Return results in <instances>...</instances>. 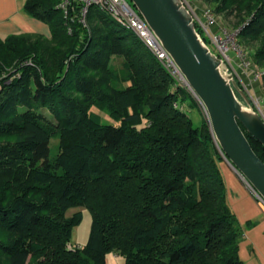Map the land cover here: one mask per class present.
Masks as SVG:
<instances>
[{"label":"trees","instance_id":"1","mask_svg":"<svg viewBox=\"0 0 264 264\" xmlns=\"http://www.w3.org/2000/svg\"><path fill=\"white\" fill-rule=\"evenodd\" d=\"M203 1L237 17L264 82V0ZM60 3L25 4L51 37L0 36V264H107L111 253L124 264H245L252 224L229 202L227 161L208 120L189 114L196 101L108 13L91 11L84 27L80 5L68 18ZM83 209L92 225L79 246Z\"/></svg>","mask_w":264,"mask_h":264},{"label":"water","instance_id":"2","mask_svg":"<svg viewBox=\"0 0 264 264\" xmlns=\"http://www.w3.org/2000/svg\"><path fill=\"white\" fill-rule=\"evenodd\" d=\"M130 1L206 107L213 136L225 160L264 199V161L243 130L264 146V119L250 105L229 66L199 33L188 5L183 0ZM237 93L249 109L243 106Z\"/></svg>","mask_w":264,"mask_h":264},{"label":"built area","instance_id":"3","mask_svg":"<svg viewBox=\"0 0 264 264\" xmlns=\"http://www.w3.org/2000/svg\"><path fill=\"white\" fill-rule=\"evenodd\" d=\"M75 4L80 5V23L84 27H89V16L93 8H97L100 11H105L108 13L112 19L122 28L135 33L138 38L144 43L146 48L152 53V55L165 67V69L174 77L177 81L178 86L186 89L193 99L198 104L201 111L203 110L206 114V118L209 121V115L206 107L202 103L201 99L197 96L195 91L192 89L187 79L177 66L174 59L164 48L163 44L157 38L155 33L152 31L144 17L141 13L130 3L128 0H61L60 9L64 13L65 17L70 16L71 12L75 8ZM194 15L195 23L197 28L200 27L203 34L205 35V40L207 39V44L210 46L212 51L226 63L230 71L237 75L240 79V83L247 89L244 85V80L242 75L237 73V69L244 70L243 74L249 75L247 73L248 68L251 67V63L248 62V53L243 49L241 45L238 44L239 31H229L219 27L220 32H216L214 27L217 23L216 15L208 10L205 13L207 23H202L198 18L192 8H189ZM71 32V30H70ZM231 52L235 53V59L231 56ZM237 59V60H236ZM236 60V62H235ZM238 63V66L236 65ZM256 78H262L263 72H255ZM252 98V97H251ZM256 98V97H255ZM258 112L264 119V99L256 98L254 101ZM211 126V125H210ZM220 150V149H219ZM221 151V150H220ZM222 153V152H221ZM224 156V154L222 153ZM248 189L252 192L254 197L264 205V199L255 190V188L242 176Z\"/></svg>","mask_w":264,"mask_h":264},{"label":"crops","instance_id":"4","mask_svg":"<svg viewBox=\"0 0 264 264\" xmlns=\"http://www.w3.org/2000/svg\"><path fill=\"white\" fill-rule=\"evenodd\" d=\"M24 5L25 0H0V36L5 38L11 34L25 33L51 37L50 27L30 17L23 10ZM206 11L207 7L202 13L194 10L204 24L207 23ZM223 171L228 188L229 202L240 223L242 225L252 224L246 230L240 256L245 264H264V205L254 197L245 181L228 161L223 164ZM73 237L74 239L79 237V231L76 229ZM86 239L87 235H84V239L78 241V245L84 246ZM107 264H124V258L118 253H111L107 256Z\"/></svg>","mask_w":264,"mask_h":264},{"label":"rangeland","instance_id":"5","mask_svg":"<svg viewBox=\"0 0 264 264\" xmlns=\"http://www.w3.org/2000/svg\"><path fill=\"white\" fill-rule=\"evenodd\" d=\"M128 1L131 3L130 0H128ZM183 1L188 5V8H192V9L196 10V12H198V13H202L204 8L207 7V5L205 4V2L203 0H183ZM26 2H27V0H25V4H26ZM96 9L97 8H93L92 13L96 12ZM23 10L25 11V5L23 7ZM216 18H217V23H216L215 28H214V30L216 32H220L219 27H221L223 29H227L229 31L237 30L234 27V25L238 21L236 16L233 15V16L228 17V18H223L222 16L217 15ZM42 23H44V22H42ZM89 25H90V23H89ZM115 27L117 30H120L122 33H126V34L130 33L127 30L122 31V28L120 26L115 25ZM197 29H198V31L201 30L200 27H198ZM199 33L201 35L203 34L202 31H199ZM202 37L205 38V35H202ZM205 41L207 42V39ZM243 44L244 45H241V46L248 53V60H249L248 62L251 63V67L246 69L247 73H250V74L249 75L243 74L242 72H244V70H240L237 67H236V69H237V73L239 75H242L243 80H244V85L247 87V89L239 82L240 79L238 77H236L237 76L236 74L234 77H235V80L237 81L240 89H242L247 94V96L249 98L250 105L254 108V110H257V107H256L254 101L256 98L264 99V82H263L262 78L257 79L256 75L254 73L255 72L258 73L260 71L263 72V70H261L260 67H258V65L255 63V61L253 59V52H254L253 46H254V44L253 45L246 44V43H243ZM210 46L214 50L213 46L212 45H210ZM230 54L235 59V53L231 52ZM236 60H235V62H236ZM110 63L117 66V67H120V61L117 59L112 60ZM236 65L238 66V63ZM238 96H239L243 106L249 109L250 106L244 101V99L241 97V95L238 94ZM44 112L46 115H48L51 118L50 114L47 111H44ZM189 114L194 118V121L196 124H199L201 122L202 118H206V114L203 110L200 112L197 110L190 111ZM106 119H108V117H106ZM58 143H59V141L57 139H54L52 141V147H53L52 156H54L56 153ZM84 213H85V217H84L82 224L75 228L76 231H79V237H77V239H74V237L72 238L73 239L72 242L75 243L76 245L79 244L78 241L80 242V240L84 239V235L85 236L87 235V239H86L87 241H85L87 243L89 236H90L92 218H91V215H90L88 210L85 209Z\"/></svg>","mask_w":264,"mask_h":264}]
</instances>
